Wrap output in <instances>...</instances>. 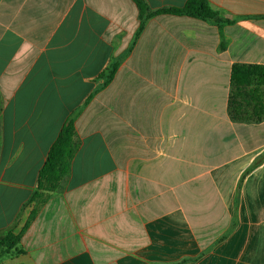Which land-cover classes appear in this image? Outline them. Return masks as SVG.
Listing matches in <instances>:
<instances>
[{"label": "crops", "instance_id": "crops-1", "mask_svg": "<svg viewBox=\"0 0 264 264\" xmlns=\"http://www.w3.org/2000/svg\"><path fill=\"white\" fill-rule=\"evenodd\" d=\"M209 5L233 23L159 15L134 43L132 0H0V264H264V121L229 111L264 0ZM71 120V173L32 201Z\"/></svg>", "mask_w": 264, "mask_h": 264}, {"label": "trees", "instance_id": "trees-1", "mask_svg": "<svg viewBox=\"0 0 264 264\" xmlns=\"http://www.w3.org/2000/svg\"><path fill=\"white\" fill-rule=\"evenodd\" d=\"M132 1L137 4L140 10V26L134 43L145 30L147 22L159 15L197 18L212 22L219 27L233 23L215 12L210 7L209 0H188L182 8H166L157 11L151 10L145 0ZM116 70L117 67L114 66L102 75L105 86L113 80ZM231 86L229 111L233 120L257 123L264 121V66L234 65L231 72ZM248 108H251L252 112H249ZM76 137L75 123L71 120L65 124L58 139L50 149L47 160L39 173L38 191L35 192L32 201L38 200L43 192L56 193L62 188L63 183L71 173V163L78 150ZM44 203L45 200L43 199L39 204L43 205ZM38 209L31 215L28 225L36 216ZM23 233L24 231L18 236L10 234L3 238V248L8 250L15 248Z\"/></svg>", "mask_w": 264, "mask_h": 264}]
</instances>
